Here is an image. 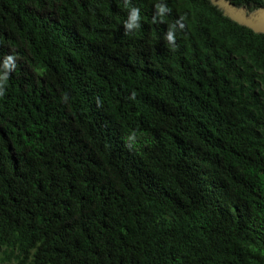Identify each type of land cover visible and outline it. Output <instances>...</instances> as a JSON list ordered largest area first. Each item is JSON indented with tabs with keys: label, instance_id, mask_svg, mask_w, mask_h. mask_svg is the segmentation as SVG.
Here are the masks:
<instances>
[{
	"label": "trees",
	"instance_id": "1",
	"mask_svg": "<svg viewBox=\"0 0 264 264\" xmlns=\"http://www.w3.org/2000/svg\"><path fill=\"white\" fill-rule=\"evenodd\" d=\"M160 2L0 0V264H264V34Z\"/></svg>",
	"mask_w": 264,
	"mask_h": 264
},
{
	"label": "clouds",
	"instance_id": "2",
	"mask_svg": "<svg viewBox=\"0 0 264 264\" xmlns=\"http://www.w3.org/2000/svg\"><path fill=\"white\" fill-rule=\"evenodd\" d=\"M125 7H128L130 4V0H124ZM156 14L153 16V23L157 22V17L161 19L165 16V14L170 12L167 4L161 0L160 3L155 5ZM140 10L136 7H129L127 19L123 21V29L124 35H131L135 33V30L141 28L140 23ZM183 18L177 20L176 23L169 27L166 32L164 39L167 41L168 45L173 49L176 46V32L178 29H183L184 25L181 22ZM16 68V57L14 55L4 56L2 60H0V96L5 94V88L7 86L8 80L10 78V74ZM133 137L130 136L129 139Z\"/></svg>",
	"mask_w": 264,
	"mask_h": 264
},
{
	"label": "water",
	"instance_id": "3",
	"mask_svg": "<svg viewBox=\"0 0 264 264\" xmlns=\"http://www.w3.org/2000/svg\"><path fill=\"white\" fill-rule=\"evenodd\" d=\"M210 3L223 13V16L246 27L256 34H264V8L250 13L246 8H237L225 0H209Z\"/></svg>",
	"mask_w": 264,
	"mask_h": 264
}]
</instances>
